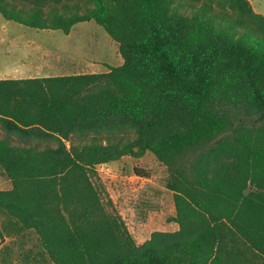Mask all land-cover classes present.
I'll return each mask as SVG.
<instances>
[{
	"label": "trees",
	"instance_id": "obj_1",
	"mask_svg": "<svg viewBox=\"0 0 264 264\" xmlns=\"http://www.w3.org/2000/svg\"><path fill=\"white\" fill-rule=\"evenodd\" d=\"M0 15L64 35L92 21L122 59L0 80L7 232H35L53 264H264V16L248 0H0ZM146 152L177 230L138 245L97 167Z\"/></svg>",
	"mask_w": 264,
	"mask_h": 264
},
{
	"label": "rangeland",
	"instance_id": "obj_2",
	"mask_svg": "<svg viewBox=\"0 0 264 264\" xmlns=\"http://www.w3.org/2000/svg\"><path fill=\"white\" fill-rule=\"evenodd\" d=\"M248 1L256 13L264 16V0ZM0 29L15 32L22 42L26 40L22 53L27 64L24 77L106 73L109 67L122 64L116 43L92 21L79 23L64 35L60 31L30 29L0 15ZM97 172L136 244H142L153 232L177 230L172 221L173 194L166 188L168 171L151 153L98 166ZM9 189L11 183L0 168V191ZM4 226L6 220L0 217V264H53L35 232H7Z\"/></svg>",
	"mask_w": 264,
	"mask_h": 264
},
{
	"label": "crops",
	"instance_id": "obj_3",
	"mask_svg": "<svg viewBox=\"0 0 264 264\" xmlns=\"http://www.w3.org/2000/svg\"><path fill=\"white\" fill-rule=\"evenodd\" d=\"M2 45L6 48L2 49ZM25 45L26 40L22 42L15 32L0 29V80L29 78L24 77L27 69L26 57L22 56Z\"/></svg>",
	"mask_w": 264,
	"mask_h": 264
}]
</instances>
